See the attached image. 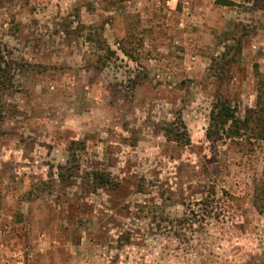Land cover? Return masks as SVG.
<instances>
[{"label":"rangeland","instance_id":"1","mask_svg":"<svg viewBox=\"0 0 264 264\" xmlns=\"http://www.w3.org/2000/svg\"><path fill=\"white\" fill-rule=\"evenodd\" d=\"M230 1L0 0V264H264V139L206 137L217 96L256 117L264 75V0Z\"/></svg>","mask_w":264,"mask_h":264},{"label":"trees","instance_id":"2","mask_svg":"<svg viewBox=\"0 0 264 264\" xmlns=\"http://www.w3.org/2000/svg\"><path fill=\"white\" fill-rule=\"evenodd\" d=\"M216 4L225 7L235 5L230 0H216ZM131 29L130 34L121 40L120 48L129 59L138 61L141 56L144 39L141 31L137 32L136 27ZM229 40L230 43L225 45V51L220 58L221 63L216 62L217 67L221 71V73H216L215 75L218 81H223L224 77L227 78L226 74L231 71L232 66L237 63V59L242 53V39L233 37ZM256 76L259 78L257 83L256 117L242 119L237 104L221 95L217 96L210 112V124L206 133L209 141L223 136L236 142L249 139H264V75L256 69ZM3 119V107L0 102V121ZM167 138L181 146H189L191 144L187 126L181 117H178L176 123L172 124V127L168 130ZM59 170V177L63 180L65 178V172L63 171L68 172L69 167L60 166ZM93 178L98 180V186H104L112 191L120 186L112 178L110 180L107 179L106 174L94 173ZM253 206L259 214H264V170L262 178L254 184Z\"/></svg>","mask_w":264,"mask_h":264}]
</instances>
